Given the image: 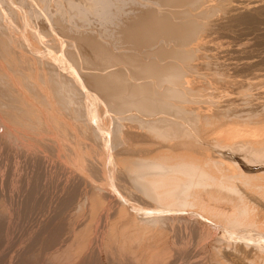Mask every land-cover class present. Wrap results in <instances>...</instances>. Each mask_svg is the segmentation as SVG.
I'll list each match as a JSON object with an SVG mask.
<instances>
[{
    "label": "bare ground",
    "instance_id": "6f19581e",
    "mask_svg": "<svg viewBox=\"0 0 264 264\" xmlns=\"http://www.w3.org/2000/svg\"><path fill=\"white\" fill-rule=\"evenodd\" d=\"M4 1L6 8L11 6L7 0ZM4 1H0V4L2 5ZM62 1H59V6L65 4ZM86 1L85 6L76 0H69L68 3L64 1L67 5L69 4L67 7L71 8L70 11L65 8L68 13H64L72 19V15L81 18L77 17L79 24L74 20L76 23L74 26H80L78 28L72 25L69 27L65 22L55 19V27L59 28L58 32L61 30L62 36L63 33L72 31L79 34L83 31L89 32L85 27L81 28L89 23V12L105 13L113 2L114 4L122 2L123 6V3L131 2V0ZM159 1L162 10L157 8V5L148 7L152 1H146L148 5H140L141 8L146 7V11L143 10L140 14L138 12L141 11L137 10L134 14L139 15L131 16L132 22L128 21L129 25L123 18L125 23L120 24L121 14L118 15L117 19L111 22V26H121L122 29H120L125 31L126 38L122 31L120 36L125 39L121 37L115 42L112 41L110 45L103 44L104 39L101 43L95 36L88 38L90 35L86 36L84 32V36L82 34L77 36L78 33L72 32L73 36L68 35V41L61 40L54 29V34L51 33L50 29L53 26L49 25L51 27L49 29V21L42 19L38 35L41 38L49 37V39L46 38L49 42L44 49L39 46L40 39L34 31L39 30V27L37 29H33L34 26L30 27L35 34L31 33L29 28L30 33L29 30L23 33L22 40L19 37L21 34L19 36L14 34L13 26H11L13 30L9 28L13 33L8 31L7 24L3 22L7 17L3 20L1 15L4 8L2 6L3 8L0 9L1 129L4 127L7 134L20 136L28 143H23L25 147L31 144L40 151L39 153L36 149L39 154L48 150L56 155V162L52 159L55 166L52 160H49L51 157L48 159L50 163H53L51 170L54 167V172L56 171V174L64 178V185L72 189L76 202H80L82 207L80 209L83 215L80 212L82 216L79 215L77 222L74 223L75 227L80 228L79 231L85 234L83 238H80L79 249L78 243L74 244L77 246L78 256H86L89 245L104 241L105 250L110 249V253L106 255L110 263L175 264L178 262L176 255L179 257V254L176 253L177 250L175 254L170 246L169 235L173 231L170 233L168 231L169 234H167L165 228L163 231L162 226L161 229H158L160 225L156 226L157 222L166 219L170 221L168 224L160 223L162 221L159 223L161 225H169L171 222L184 223L188 225L187 227L206 229L209 233L218 234L223 239L221 241L227 242V245H221L220 241L216 244L220 246H218L219 251L217 250V253L220 252L218 258H222L226 253L223 257L226 258L227 254L231 255L236 258L238 264H264V161L259 165L254 164L252 160V163H248L250 157L247 158L246 153L242 154L245 150L243 147H249L252 148L250 149L252 154L261 157L260 161L263 160L264 127H243V123L239 120L244 117L250 121L260 118L258 115H261L260 111L264 112V101L259 102L256 99L253 105L247 102L253 107L248 109L249 112L245 115L239 114L234 107L228 112L230 108L228 106L231 105L229 98L232 94L230 96L228 94L229 97L226 95V99L224 96L225 100L222 98L221 101H225L224 103L218 100L222 92L218 90L215 83L217 84V80L221 79L218 77L219 79L216 80L213 77L215 81V87H213L212 79L197 73L199 66L202 65L197 55V51H202L201 44L204 42L202 32L205 25L211 22L209 18L217 9L210 0ZM164 6L167 9H164ZM263 6V0H252L248 3L244 0H231V4L229 3L226 7L229 17L235 19V16L245 17ZM12 7L10 10L15 9ZM61 7L59 8L63 10ZM115 7L117 8L116 4ZM16 9L14 13L17 12ZM60 9L56 12H60ZM121 12L123 13V10ZM7 13L6 16L9 15ZM17 17L19 18V15L16 18L13 16L15 19H18ZM107 20L109 21L110 18ZM221 20L223 22L224 18ZM217 23L220 26L221 22L217 21ZM24 26H27L26 21ZM105 30L101 32L105 33ZM82 39L88 41L86 45H91L87 47L93 49L92 55L80 53L78 48V51L75 50L79 40L82 42ZM208 44L210 43L206 45ZM207 48L205 49L212 51L214 46L210 44ZM225 64L224 67L228 63ZM88 67L92 68L91 72L85 70ZM201 68L199 70L202 71L205 67ZM256 85L258 83L250 82L248 88L254 89L253 86L256 87ZM257 94L255 98L260 96L264 99V91ZM250 97L254 96L250 95L247 101L252 102ZM232 98L238 100L235 97ZM235 102L238 103L239 100ZM233 106L237 105L233 104ZM240 110V113L246 111ZM239 116L244 117L239 118ZM259 120L256 123H260ZM24 124L27 126H22ZM7 140L8 138L6 143H2L7 145ZM242 149L244 150L241 152ZM14 152L17 153V151ZM250 153L249 155H252ZM49 155L52 156V154ZM44 158L41 159L45 161ZM45 162L47 163V159ZM242 165L245 170L251 172L248 175L253 178L242 170ZM153 223L156 224L155 227L152 226ZM175 227H168V229L172 230ZM192 227L190 230H193ZM81 234L78 232V235ZM231 242H235L233 246L230 245ZM173 247L175 249V246ZM257 251L263 255L258 253L260 259L263 258L261 263H258L261 260L257 258ZM221 252H223L222 255ZM250 254H255L259 261L256 262L254 258L249 260ZM220 261L223 260L220 259ZM220 261L219 264L227 263V260H224V263Z\"/></svg>",
    "mask_w": 264,
    "mask_h": 264
},
{
    "label": "rangeland",
    "instance_id": "374dc122",
    "mask_svg": "<svg viewBox=\"0 0 264 264\" xmlns=\"http://www.w3.org/2000/svg\"><path fill=\"white\" fill-rule=\"evenodd\" d=\"M0 1L3 2L4 0H0ZM7 1H8V3L11 4L10 7L6 8L5 1L3 3L4 5L0 4V6H1L0 9H2L4 7L3 8L4 10L3 9H2V11L0 10L1 11V15L3 17V20L5 19V17H7L3 22H4V24L5 23L7 24V25L6 24L5 25H6V28L8 27L7 28L8 31H10L12 33L14 31V34H17V36H19L21 34L19 36V37H21L20 38L21 40L24 38L23 33H25L27 30H29L30 27H32V26L36 27V28L32 27L33 29H37L39 27V30L37 29L38 31L37 30H34V31L37 34L38 38L40 39L39 40V46L42 49H44V47L47 46L46 43H48L49 41L46 40L47 37L41 38L38 35L39 34L38 32L40 31V23H41L42 19H47V21H49L48 22L49 23L48 26L49 25L53 26V27L51 26L52 28L49 26V29L51 28L50 30L52 31L51 33L54 34V32L56 31L55 34L57 33L60 36L59 38H61V40L64 39L65 41L66 40L68 41V39H69L68 35L70 37V35L73 34L72 32H74L76 34L78 33V32H75V31H72L71 33H68L66 31L68 34L67 33H65V34L63 33V36H62L61 35L62 34L61 30H60V32H58L59 28L55 27L56 20H58V21L60 20V21L65 22L66 25H68L69 27H72V26L73 27L77 26V28L80 27L78 25L74 26L76 23L79 24L80 21L77 22V17H80V16L75 17L74 15H72L73 16V19H72V17L69 18V16L64 13V12H66V9L69 10V11L71 9V8H69L70 6L67 7L69 5V4L67 5L69 0L68 1L67 0H63L62 1V3H65V4L61 5L64 8L59 6L60 5V2H59L60 0L59 1H57V0H45L47 2H45L44 0H21V1L20 0H18V1L17 0H15V1L14 0H7ZM36 1H39V2H36ZM64 1H66L67 3L64 2ZM82 1L81 0L80 1L76 0V2H78V3L81 2L82 3L81 5L85 6L87 4L86 3L87 1L86 0H82ZM146 1H149V0H144V1L143 0H140V1L137 0V2H136V0H131V2L129 1L128 4L123 3L124 6L121 5L122 2H121V4L115 3L117 8L120 9V11H119V9H117L115 7V4L113 2V4H111L110 8L107 10L108 12L107 11L105 13H102V12L101 13H99V12L98 13L97 12H95V13L94 12H89L88 13V18L90 19V21H88L89 23L84 24L83 27L81 26V28L84 29V27H85V29H88L87 31H89L90 33L83 31L86 36L90 35L88 38H92V37L94 38V36H95L97 38V40L100 41L101 43H102V41L104 39L103 44H105V45H110L113 42H115V40L121 39V37L123 39H125L126 38V34L124 33L125 32L124 30H121L122 29L121 26L119 27V26H115L114 25V27H112L111 26V22L113 20L117 19V16L121 14L120 24H123V22L125 20H127L125 22H127V25H129L128 21L132 22L130 17L131 16L133 17L135 15L136 16L139 15L137 13L134 14L135 12H137V10L141 11V12H138L140 14L143 13V10L146 11L145 10L146 7H143V8L140 7V5H144V4L148 5V2H146ZM150 1H152V2L150 3V5L148 7H150V6L151 7H155V5H157V8L162 10V8H160L161 5H159V2L161 3V1H159V0H157V1L150 0ZM244 1L246 3H248L249 1H252V0H244ZM210 2H212V4L217 9H215V11H216L215 14L213 13V16H211L209 18V20H211V22L213 21L214 23L213 22L209 23V21H208L209 24L205 25V28H204V30L202 32V35H204L203 36L204 42H203V44H201L202 48L200 46V48H201L200 50H202L203 52L201 51L202 52L201 53V52L197 51V53H198L197 55L200 58H203V59L199 58V60H200V62H202V65L205 68L203 69V67H202V65L200 63L202 68L200 66H199V68H201L203 70L201 71L198 68L197 73L199 75H206L205 77H208L210 80L212 79V81H213L212 82V86L213 87L218 86V90L219 91L221 90V92H222L221 93L222 95L219 96L221 98H218V100H220V102L224 103L225 101H221V100L224 99V96H225V99H226L227 98L226 95L228 96V94H229V96H230L232 94L229 99H231V102L234 105H237V106H233V104L230 102V104L232 106L231 105L228 106V107H230L228 112H230L231 111L230 109H232L234 107L235 111H237V112L239 111V114L245 115V114H247V112H249L250 108L253 107L252 105H253L254 102H256V99H257V101L259 100V102L260 101L261 102L264 101L263 97L261 98L260 96H258L259 99H258V97L255 98L258 95L257 94L258 92L260 93L261 91H264V67H263L264 66V58H262V57H264V55H263L264 54L263 53L264 52V6L260 7V9L258 8L259 10L256 11V12L252 11L254 13H248L249 15L246 13L247 15L245 14L246 15L245 17L243 15H239V16H235L237 19L235 17H234L235 19H233V17H229V15L227 13V7H228L229 3L231 4V0H210ZM227 2H229L228 5H227ZM8 3L6 2V4H8ZM12 6H14L15 9L17 7L20 8V9L17 8L16 9L17 12L14 13L15 9L14 10L13 9L10 10V8ZM121 6H123V7H121ZM14 7H12V8H14ZM45 7L47 9H44ZM59 7H61L64 11L61 10ZM138 7H140V8H138ZM164 7H165L164 9H167L166 6H164ZM29 8H30L31 12L28 11ZM49 8H51V9L49 10ZM57 8H59L61 11L60 12L59 11L56 12V10H59ZM42 9H43V11H42ZM121 9L123 10V13L121 12L122 11ZM222 9H224V10H222ZM19 10H21V11H19ZM45 10H47L48 12H46ZM3 11H4L3 14L5 16L2 14ZM12 11H13V15H12ZM18 11L20 13H18ZM41 11H42V13H41ZM51 11H52L53 14L51 13ZM26 12H28V13H26ZM32 12H35L36 14H34ZM124 12H125V14H124ZM6 13H7V15L9 14L10 16L9 15H8L9 17L6 16ZM66 13H68V11ZM91 13H92V15H91ZM14 14L19 15L20 19L18 17H17L18 19H15L17 15H14ZM23 14H25V15H23ZM38 14L41 17H39ZM61 14H63V15H61ZM115 14H116V16H115ZM93 15H94V17H93ZM96 15H97V17H98V15H100L98 17L99 20H98L97 17L95 18ZM112 15L114 16V18H113ZM13 16L15 18H13ZM22 16L25 18V19L24 18L23 19L27 22V26L26 27L24 26L25 25V21L22 19ZM25 16H27V18ZM29 16H31V17H29ZM47 16H48V18H45ZM65 16H67V17H65ZM125 16H127V17H125ZM28 17L30 18V21H29ZM37 17H38V19H37ZM215 17H216V20H215ZM31 18H32V20H31ZM101 18L103 20V21L101 20L102 22L100 21ZM109 18H110V20H109L110 22L107 20ZM122 18H123L124 21L122 20ZM217 18H219V19L220 18L221 19L224 18V21L222 22L221 19H220L221 21L219 19L217 20ZM227 18H229V19H227ZM27 19H28V21H27ZM68 19H70V20H68ZM19 20H21V21H19ZM74 20H76V23H75ZM214 20L216 21L217 25L215 24ZM225 20H227V21H225ZM9 21H10V23H9ZM31 21H34V22L31 23ZM68 21H69V24H68ZM217 21H219V23L221 22L220 26L217 23ZM22 22H23V24H22ZM28 23H29V26H28ZM30 24H33V25L30 26ZM36 24H38L39 26L36 25ZM11 26H13V28H15V29L13 30V28ZM10 27L12 28L13 31H11L9 29ZM32 28H30L31 29V33L34 32ZM21 29H22V31H21ZM53 29H54V32H53ZM109 29H111L110 32H109ZM17 30H18V32H17ZM103 30H105L106 32L105 33L101 32ZM122 31H123V33H122ZM28 32L30 33V30ZM79 32H80V30H79ZM83 32H80V34L78 33L77 36H79L81 34H82V36H84ZM116 32H118V33L116 34ZM35 33H33V34H35ZM121 33L124 35L125 38L123 36H120V35H122ZM262 34H263V37H262ZM72 36L73 35H71V37ZM77 36L75 35V37H77ZM116 36H118L119 38L116 37ZM102 37H104V38H102ZM115 37H116V39H115ZM98 38H101V39H98ZM47 39H49V37ZM106 39L107 40H111V41L109 42ZM44 40H46L47 42L44 41ZM82 40H83L82 42H84V43H82L81 40H79V44L76 45V47H75L76 49L75 50H77V48H78V50L80 49V51H78V50L77 51L80 52V53H87V54H91L92 53L93 54V49L91 47H87L90 44L86 45V44H88V41L86 40L87 41L86 42V41H84V39H82ZM40 42L43 43V44H41ZM106 42H107V44H106ZM208 42L211 45L214 46V49L212 51L207 50L208 49L207 46L210 45V44L206 45ZM43 45H45V46H43ZM79 45L82 46V48H79L80 47ZM77 46H79V47H77ZM88 48L91 49V51ZM205 48H207V49H205ZM81 49H82V51H81ZM86 51H89V52H86ZM207 51L209 52V54H206V53H208ZM200 54L202 55V57H201ZM260 55H261V57H260ZM249 59H251L254 63L251 60L248 61ZM243 62H246L245 64H247V66H244L245 64ZM225 63L226 64L228 63V64L226 65ZM224 64L226 65L225 67H224ZM241 64H244V65H241ZM233 65H236V66H233ZM241 67H243V68H241ZM247 67H248V69H247ZM225 68H226V70H225ZM85 70L86 71L88 70V72L89 71L91 72L92 68L89 69V67H88V69L86 68ZM203 71H205L206 74H205V72L203 73ZM207 71H209V72H207ZM217 72H219V73L217 74ZM226 72L228 74H226ZM230 73H232V74H230ZM210 74H212V76ZM213 77L216 80L219 77L221 80H217L218 83L216 84ZM235 80H237V81H235ZM246 80H249V81H246ZM250 82L251 83L252 82L253 83H258V85H256V87L253 86L254 89L250 88L251 89L250 90L248 88V85H249ZM214 83H215V86H214ZM242 85H243L244 88L242 87ZM257 87L258 88L260 87V88L258 89ZM257 89H258V92H257ZM214 90H215V88H214ZM259 90H261V91H259ZM252 91H254L256 93L253 92V94H251ZM248 94H249V96L250 95L254 96L253 97L254 99L252 97H250V99L253 100L252 102H251V100L247 101V100H249L248 99V97H249ZM241 96H242V99H241ZM245 96L247 98H245V100H244ZM232 97L237 98L239 100V102L236 99L233 100L234 98H232ZM239 97H240L241 100L239 99ZM261 99H263V100H261ZM243 100H244V102H243ZM233 101L234 102L237 101L238 103H236V102L234 103ZM247 102H250V104H252V105H250ZM202 104H204V103H202ZM228 107H227V109H228ZM244 107H245V109H244ZM237 109H239V110H237ZM240 109H243V110H246V111H244V112L242 111V113H240V111H241ZM260 113H261V115L260 114L258 115V116H260V118L258 117L256 120L254 118V119H252L250 121V119L248 120V118H245L244 116H239V118L240 117H244V118H241V119L238 118V119L243 123V125H242L243 127L249 126V127L261 128V127H264V121H263L264 120V117H263L264 116V114H263L264 112L260 111ZM261 118H262V121H261ZM253 120H255V121H253ZM258 120L260 121V123L259 122L256 123V121H258ZM245 121L248 122L247 125H245L246 124ZM252 121L255 122V123H253ZM249 122H252V123H249ZM25 125L27 126V124H24L22 126H25ZM35 127H34V129H35ZM2 128L3 129H1V126H0V141L2 140L0 142V166H1L0 167V233H1L0 234V264H78V263L79 264H108V263L109 264H117V263H112V262L110 263L109 259L107 260L106 255H108L110 253L109 252L110 249L106 248V250H105L106 243L104 241H103L104 243L101 242V241L100 242L97 241V242H95V244L89 245V247L87 248V249H89V251L86 253V256L84 255V253H83L84 256L82 255L83 257L78 256L79 252H77V249H76L77 248V246H76L77 244L76 243H78V249H79V242H81L80 238H83L85 236V234L82 233L83 231L80 232L79 231L80 228L75 227L74 223H75V221L77 222V219L79 218V215H80V217L83 215V212H81L82 209H80L82 207H80V202H78V201L76 202L75 195L73 194L74 192H72V189L68 188L67 185H64V182H65V180L63 181L64 178L62 176H60L59 174H56V171L54 172V167L53 166H52L53 168L51 170V165L53 163H54V166H55V162H56L55 159H57L56 155L51 153L48 150H45L46 152H41V154H39L40 151L35 146H33L31 144H29V146H28V145L25 144L26 145V147H25L24 144H23V143H27L25 140H22V138L20 136L13 135V134H7L6 133V129H4V127H2ZM25 129L27 130L26 127H25ZM5 133H6V136H8V137L4 136ZM9 135H11V136L9 137ZM3 136H4V138H3ZM7 138H8V140H7L8 143L6 145L4 143H6V139ZM2 142H4V143H2ZM11 143H13L14 145L11 144ZM8 144H10V145H8ZM11 145L13 147L15 146V148H13ZM17 146L18 147L20 146V147L18 148ZM27 148H28V150L26 151ZM243 148L245 150L249 149V150H247V152L244 149L241 150V152L244 150L242 152V154L246 153V156L248 155L247 158H249V157L251 158V159L249 158V161H247L248 163H252L251 162V160H252V161H254V164L257 163L259 165V163H262L264 161V157L263 156H262L263 160L260 161L261 157H257L255 154H252V150H250L252 148L245 147V146ZM36 149L39 151V153H38V151ZM14 151H17V153H15ZM21 151L22 152L25 151V152L22 153ZM33 151H35V152L33 153ZM248 151H250L251 153L248 152ZM19 152H21V153H19ZM26 153H27V155H26ZM44 153H45V155H44ZM249 153L252 154V155H249ZM253 153H254V151H253ZM36 154L37 155L39 154V155L36 156ZM49 154H52V156H50ZM39 156H41V158L45 157L44 159H45V161L47 159V163H48L49 160H52V159L55 162L52 160L51 162H53V163H50V161H49L50 164L48 163V165H47V163L45 161H43V159H41ZM50 157H51V159H49ZM254 157L258 158L259 161L256 158L254 159ZM26 158H29V159H26ZM36 160H38L39 162L36 161ZM247 162H245V163L247 164ZM49 165H50V172H49ZM2 166L5 167V168H3ZM241 168H242V170L245 173L247 172L246 173L247 175L249 173H251V172H248V170H245L243 165L241 166ZM263 171H264V169H263ZM249 177L253 178V177H251V175ZM68 193H70V194H68ZM76 208H77V210H76ZM80 212H81L82 215L80 214ZM165 220H160L162 222H160V221L159 222L163 223V224H168L170 222V221H167V220L165 221ZM159 222L156 223L158 225L153 223L152 226L155 227V225H156L158 227L160 225L158 227V229L162 226L161 227L162 230L164 231L163 228H165L167 234H169L170 231H173L169 235L171 237L169 239V241H170V244H171L170 246L172 247V250L174 251V253H175V250H177L176 253L178 252L177 254H179V257H178V255H176L177 258H178V262H176L175 264H202L203 262H205L203 264H209V263L210 264H215V262H216V264H219L220 259L223 260V261H220V263H224L227 260V263L225 262L224 264H228V263L229 264H238V263H236V262H238L236 260V258L231 256V255L227 254L226 258L223 257V256H226V253L223 254V252H221V255L223 254L222 258H224V259L218 258L220 252L217 253V250L219 249L220 246L219 245L216 246V244H218L219 241H220L221 245H227V242L225 240L224 241L226 243L221 241L223 239L220 238L218 234H215L216 237H214L215 236L214 233H211V232L209 233L208 230H206V229H203L204 230L203 231L201 228H197V227L193 228L192 226L187 227L188 225H186L184 223L171 222L172 224L170 223L169 224L170 226H169V225H163V224L161 225ZM180 225L182 227H180ZM166 226H167V228H166ZM168 227L169 228L170 227H175V228H173L172 230H169ZM177 227H179L178 230H177ZM191 227H192L193 230H190ZM180 228H183V229H180ZM184 228L186 229V231H183V230H185ZM76 229H78V230H76ZM199 229H200V231H199ZM201 230H202V232H201ZM74 231L77 232V235H78V232H79V234L82 233L81 235H78L79 239H78V237L76 235V232H74ZM168 231H169V233H168ZM176 231H178L180 234L178 232H176ZM172 233L174 235H175V233H177L175 236H177V235H179V236L175 237L174 235H172ZM72 234H73V236H72ZM211 234H213L214 236L213 235L211 236ZM75 235H76V238H75ZM69 236H72L73 238L70 237V238H72V239H70V238H68ZM92 236H93V234H92ZM62 237H64V238H62ZM211 239L213 241H215L216 243L213 242ZM216 239H217V241H216ZM65 240H67V241H65ZM72 240H74V241H72ZM76 240H79V241H76ZM173 242H176V243L173 244ZM202 243H204V244H202ZM234 243L235 242H233V243L231 242L230 245L233 246ZM74 244H76V245H74ZM103 244H105V245H103ZM177 244H179V245H177ZM199 245H200V247H199ZM173 246H175V249H174ZM203 246H204V248H203ZM212 247H216V248L212 249ZM210 248L212 250H214V251L216 249L215 253H214V251L209 250ZM74 251H75V253H74ZM259 252L257 251L256 255ZM207 254H208V257H207ZM259 254H258V257L255 254H252V255L250 254V256H249L250 258L249 257L248 258H249V260H253V258H254V260H257L256 262H258L261 259L263 260V258L260 259V255H262V254H260V255ZM221 255H220V257H221ZM251 256H254V257H251ZM78 257L79 258L81 257V258L79 259ZM82 258H84V259H82ZM77 259H79V260H77ZM188 260H190V261H188ZM229 260H230V262H228ZM262 260L259 261L258 263L263 262ZM81 262H83V263H81ZM233 262H235V263H233Z\"/></svg>",
    "mask_w": 264,
    "mask_h": 264
}]
</instances>
